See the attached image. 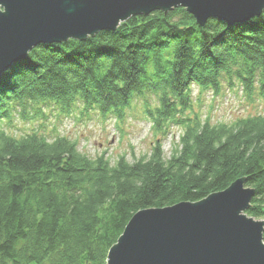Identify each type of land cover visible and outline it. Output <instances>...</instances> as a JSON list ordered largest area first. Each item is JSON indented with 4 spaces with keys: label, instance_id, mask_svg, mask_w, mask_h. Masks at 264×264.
<instances>
[{
    "label": "trees",
    "instance_id": "1",
    "mask_svg": "<svg viewBox=\"0 0 264 264\" xmlns=\"http://www.w3.org/2000/svg\"><path fill=\"white\" fill-rule=\"evenodd\" d=\"M239 83L264 92V14L243 25L200 28L184 8L131 17L114 32L43 44L0 84V264H107L109 250L138 212L198 203L245 179L255 196L248 217L264 221V118L211 125L185 112L200 92ZM155 94L156 132L184 129L171 158L156 141L149 157L91 159L77 143L38 132L7 133L16 116L58 104L118 115Z\"/></svg>",
    "mask_w": 264,
    "mask_h": 264
},
{
    "label": "water",
    "instance_id": "2",
    "mask_svg": "<svg viewBox=\"0 0 264 264\" xmlns=\"http://www.w3.org/2000/svg\"><path fill=\"white\" fill-rule=\"evenodd\" d=\"M178 7L202 27L209 19L243 25L264 14V0H0V83L41 44L83 41ZM255 193L240 179L198 203L138 212L107 264H264V221L244 213Z\"/></svg>",
    "mask_w": 264,
    "mask_h": 264
},
{
    "label": "rangeland",
    "instance_id": "3",
    "mask_svg": "<svg viewBox=\"0 0 264 264\" xmlns=\"http://www.w3.org/2000/svg\"><path fill=\"white\" fill-rule=\"evenodd\" d=\"M211 20L216 19H209L208 22ZM222 81V89L216 95L210 90L200 92L197 86H193L192 107L185 112V118L200 122L209 121L214 126L232 125L240 120L256 117L264 118V92L262 93L259 84L256 83L253 92L247 95L239 83L230 88L226 80ZM157 100L155 94L146 92L134 97L121 116L113 114L107 117L93 109L87 112L79 103L69 112L64 111L58 104L50 103L41 106L40 111H31L29 119L16 116L12 123L6 126V130L17 139L33 132L46 136L50 141L59 137L68 138L77 143L80 153L91 159L104 154L112 166L124 156L130 163L149 157L155 142L159 140L162 142L167 161L175 147L179 146L178 141L184 129L174 126L167 134L154 131L147 111H154L159 106Z\"/></svg>",
    "mask_w": 264,
    "mask_h": 264
},
{
    "label": "bare ground",
    "instance_id": "4",
    "mask_svg": "<svg viewBox=\"0 0 264 264\" xmlns=\"http://www.w3.org/2000/svg\"><path fill=\"white\" fill-rule=\"evenodd\" d=\"M2 80H3V77H2ZM2 80H1V83H2ZM1 83H0V84H1Z\"/></svg>",
    "mask_w": 264,
    "mask_h": 264
}]
</instances>
